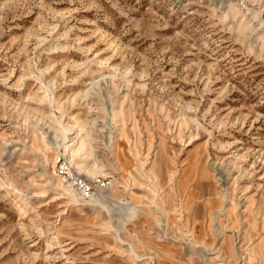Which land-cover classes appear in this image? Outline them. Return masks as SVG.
<instances>
[{
	"label": "rangeland",
	"instance_id": "obj_1",
	"mask_svg": "<svg viewBox=\"0 0 264 264\" xmlns=\"http://www.w3.org/2000/svg\"><path fill=\"white\" fill-rule=\"evenodd\" d=\"M0 264H264V0H0Z\"/></svg>",
	"mask_w": 264,
	"mask_h": 264
},
{
	"label": "built area",
	"instance_id": "obj_2",
	"mask_svg": "<svg viewBox=\"0 0 264 264\" xmlns=\"http://www.w3.org/2000/svg\"><path fill=\"white\" fill-rule=\"evenodd\" d=\"M62 175L65 177L67 181H72L75 175L72 172L63 170Z\"/></svg>",
	"mask_w": 264,
	"mask_h": 264
},
{
	"label": "bare ground",
	"instance_id": "obj_3",
	"mask_svg": "<svg viewBox=\"0 0 264 264\" xmlns=\"http://www.w3.org/2000/svg\"><path fill=\"white\" fill-rule=\"evenodd\" d=\"M84 145H85V144H83L82 147H83ZM218 230H220V229H218ZM221 233H222V231L220 232V234H221Z\"/></svg>",
	"mask_w": 264,
	"mask_h": 264
}]
</instances>
